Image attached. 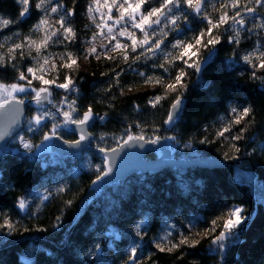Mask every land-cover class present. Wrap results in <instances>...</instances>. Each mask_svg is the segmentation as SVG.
Listing matches in <instances>:
<instances>
[{"label":"trees","instance_id":"trees-1","mask_svg":"<svg viewBox=\"0 0 264 264\" xmlns=\"http://www.w3.org/2000/svg\"><path fill=\"white\" fill-rule=\"evenodd\" d=\"M62 2L67 8L75 9V14L68 17V23L75 29L77 39L67 47L52 44L47 51L52 54L70 51L80 58L88 0ZM35 3L36 0H30L29 14L21 20L19 13L23 6L18 0H0V18L19 21L0 31V43L4 42L5 36L12 37L0 52L27 35L37 39L39 34L31 29L43 13L35 8ZM208 11L213 18L218 15L211 8ZM260 13H264V9L258 10L256 22L264 18ZM246 22L249 27L256 23L251 17ZM192 26L198 28L201 25L194 22ZM13 33L19 34L18 37ZM241 35L248 34L242 32ZM227 36L225 33L216 55L202 73L189 70L183 115L172 129H168L164 121L173 97L152 108L147 104V97L162 93L163 87L143 84L127 70L122 60L113 62L105 58L91 61L88 67L80 65L75 73L78 93H65L53 86L58 103L67 95L69 99H76L78 114L90 106L94 113L105 117L103 120L98 118L91 130L93 149L120 147L126 132L143 133L149 139L175 137L184 148L181 155L174 154L176 159L214 157L226 162V167L212 170L168 168L158 174L132 175L125 182L107 189L80 212L81 200L96 176L105 172V163L93 149L78 156H35L36 145L44 142L42 135L50 131L52 120L48 119L47 127H41L39 131H27L33 115L48 111L31 103L27 107L23 131L5 152L0 153V224L8 219L15 225L11 232L0 228V264H125L134 243L140 245L138 255L145 259V264H152V261L156 264H264V86L249 79V68L238 59L245 51L252 50L256 35L242 40L236 50L235 65L230 60L234 45L227 42ZM17 62L22 68L33 63L27 57L23 61L18 58ZM151 63H138L134 67L162 75V70L150 69ZM117 64L126 69L120 77L124 95H120L117 87L110 92L104 91L111 81L109 76L101 73ZM66 71L61 69L58 82H63ZM16 75L11 68L0 70V82H17ZM201 80L207 81V86H201ZM33 83L39 86V82ZM132 84L135 86L129 91L127 86ZM31 95L22 97L32 101ZM248 104L255 109L256 122L245 134V139L238 142L240 153L230 152L226 141L216 140L215 130L221 126L222 119L228 118L230 107ZM56 120L61 121L57 116ZM233 131L235 133V129ZM57 135L67 141L77 139V135L67 129ZM19 136L32 143L31 151L20 145ZM205 136L212 142L201 143ZM189 144L191 147L185 146ZM226 153L236 158H225ZM146 158L155 160L156 155L150 152ZM62 187L65 190L58 191ZM20 199L28 202L25 212L18 206ZM231 205L244 208V215L249 219L238 242L229 243L223 261L218 253L209 250L203 232L199 237L201 243L195 249L181 250L183 259H177L180 251L171 254L156 251L155 243L169 232L172 239H178L180 232L187 234L190 220L198 221L197 229L207 228L211 219ZM138 224L143 238L136 235ZM89 250L90 254L86 255ZM152 253H155L152 261H147L146 257Z\"/></svg>","mask_w":264,"mask_h":264},{"label":"snow or ice","instance_id":"snow-or-ice-1","mask_svg":"<svg viewBox=\"0 0 264 264\" xmlns=\"http://www.w3.org/2000/svg\"><path fill=\"white\" fill-rule=\"evenodd\" d=\"M18 3L23 6L19 13L22 20L29 14L30 0H18ZM35 8L43 13L31 29L39 34L37 39H33L32 35H27L20 42L8 44L6 51L0 52V70L11 68L17 73L15 77L17 82L11 84L0 82V110L12 113V123H15L21 114L20 106L25 105V98L19 97L18 93L27 95L30 90L31 100L39 105L43 101L52 103L50 100L52 86L63 89L65 93L79 92L75 77V73L79 70V57L70 51L60 54L47 51L52 44H65L67 47L68 43H75L76 31L68 23V17L75 14V9L67 8L62 0H36ZM209 8L218 13L215 18L209 13ZM259 9H264V0H215V2L212 0H89L86 12L89 21L95 25L97 31L93 32L88 41L91 46L86 48L84 59L94 56L99 60L101 55H104L109 61L122 60L127 70H131L143 84L163 87L162 93L147 97V104L152 108H157L162 101L170 96L173 97L169 104L167 119L164 121L165 124H172L182 114L184 93L188 90L189 70H194L197 74L204 71L205 66L216 55L217 46L221 45L225 33H228L227 42L234 45L232 57H230L232 65L236 64V50L240 47L242 40L250 39L253 34L256 35L252 50L245 51L238 59L249 68V79L259 81L264 86V74H262L264 73V42H262L264 41V18L250 27L247 26L245 19L246 16L255 17ZM113 10L116 15H113ZM54 15L55 22H53ZM260 16L264 17V13H260ZM17 22L19 21L0 18V31ZM194 22L201 26L194 28L192 26ZM137 31L140 33L139 36ZM242 32L248 35L242 36ZM173 34H175L173 40L166 43L169 36ZM13 35L18 37L19 34L13 33ZM98 36L107 41V43L100 44V49L103 51H98L95 44ZM119 37H125L126 40L121 41ZM11 39V36H5L4 42L0 43V49H3ZM109 52L118 53V55L111 56L107 54ZM57 55L61 61L59 65L55 63ZM26 57L33 63L22 68L17 62L18 58L23 61ZM158 60L160 62H157ZM149 61H152L150 69L162 70L163 74L157 75L155 71L138 70L134 67L138 63L148 65ZM61 69L67 71L64 73L63 82H58ZM125 71V68L117 64L108 72L101 73L102 76H109L111 81L110 86L104 91L110 92L113 87H117L120 89V95H124V86L121 85L120 77ZM52 73L56 75L47 78ZM34 81L39 82L38 87L34 86ZM207 84V81L201 80V86H207ZM134 86V84L128 85V90L131 91ZM54 107L56 113L38 112L30 118L27 129L29 132L47 127L43 123L46 118L52 120L50 131L42 135V142L57 136V129L63 125L69 131H79L78 139L64 141L70 147H78L90 136V133L85 131V126L96 118L101 120L105 118L94 113L90 106L82 114H78L76 99H69L67 95ZM136 107L139 108V105ZM57 113L63 117L62 121L56 120ZM255 122V109L251 104L230 107L228 118L222 119L221 126L215 130V138L226 141L230 152L240 153L238 142L245 139V134ZM69 125H75L76 129L68 128ZM5 135H8V127L0 132V139H3ZM18 139L26 151H31L33 145L29 140H26L24 136H19ZM159 139H161L159 136L149 139L143 133L126 132V139H123L120 147L137 141L155 144ZM166 139L174 140L175 137H166ZM200 142L207 144L212 141L205 136ZM185 146L191 147L190 144ZM36 147L39 148L40 145ZM100 151L105 152L106 149L100 148ZM111 151L115 152L116 149L113 148ZM225 158L235 159L236 157H229L226 153ZM110 171L109 167L108 172ZM108 172L97 175L92 183L96 184L103 176H107ZM64 190L63 187L58 189L61 192ZM47 198L45 195L44 199ZM67 203L70 204L71 201ZM18 206L20 209H25L26 200L20 199ZM244 211V208L239 205L226 206V210L211 219L208 227L204 229H197L198 221L190 220L187 234L180 232L178 239H172L169 232L167 236L158 240L154 247L160 253L171 254L180 251L181 255L177 259H183L184 254L181 250L183 248L195 249L201 243L199 237L203 232L204 239L209 242V250L218 253L220 261H223L227 244L238 242L239 234L244 230L249 219L244 215ZM59 219L57 217V220ZM0 228H7L11 232L15 229V225L10 220L4 219ZM140 228L141 225L138 224L136 235L143 238ZM24 230L28 231L27 228ZM96 247L99 248V245ZM139 250L140 245L134 243L128 252L125 264H145V259L138 255ZM90 252L91 250L86 255ZM153 255L155 253L148 255L146 260L152 261ZM152 264L156 262L152 261Z\"/></svg>","mask_w":264,"mask_h":264},{"label":"water","instance_id":"water-1","mask_svg":"<svg viewBox=\"0 0 264 264\" xmlns=\"http://www.w3.org/2000/svg\"><path fill=\"white\" fill-rule=\"evenodd\" d=\"M31 103L38 108L50 107L48 101H43L39 105H37L33 100L26 102L25 105L20 106L21 114L17 117L15 123L11 122L13 119L11 112L7 110H0V132H2L5 127H8V135H5L3 139H0V153L5 152L12 140L23 131L27 121V107ZM184 108L185 101L183 104L182 114L172 124H168V129L174 128L179 123L183 115ZM97 122L98 118L90 121L89 125L85 126V131L90 133V136L78 147H70L68 144L64 143L65 140H63L60 136L55 137L53 152L58 156H78L93 149L91 146V130ZM68 128L76 129V126L69 125ZM70 132L76 134L77 139L79 138L78 130ZM93 151L104 161L105 172H108L109 167L111 168V171L108 172L107 176H103L100 181H97L96 184L92 183L90 185L85 197L80 202V212H82L91 201H94L102 196L107 189L125 182L132 175L158 174L168 168H172L174 170L191 168L212 170L226 167V162L214 157H200L191 160L173 159L172 153L168 149V142L161 141L160 139L155 144L147 143L145 141H137L134 143L130 142L127 146L116 148L115 152H112L111 150L101 152L100 149H93ZM150 152L156 155L155 160H148L146 158V155Z\"/></svg>","mask_w":264,"mask_h":264},{"label":"rangeland","instance_id":"rangeland-1","mask_svg":"<svg viewBox=\"0 0 264 264\" xmlns=\"http://www.w3.org/2000/svg\"><path fill=\"white\" fill-rule=\"evenodd\" d=\"M88 4H89V0H88ZM88 6V5H87ZM102 11H106V9H102ZM113 15H116L115 13V10H113ZM251 19H254V21L256 22L258 19L256 17H253V16H246L245 19H248L250 18ZM84 20H85V23H86V29L84 31V36H83V40H82V46H83V55L79 58L78 60V65H83V66H86L88 67L89 64L91 63V61H96L97 59L94 57V56H89L88 59H84V55H85V50L87 47H90L91 45L88 43V41L91 39L92 35H93V32H96L97 29L95 28V25H93L89 19H88V15H87V12H85V15H84ZM97 21L99 22V15L97 14ZM53 22H55V15L53 16ZM137 35L139 36L140 33L137 31ZM170 37L168 38V41H166V43H168L170 41ZM119 39L121 41H125L126 38L125 37H119ZM128 43H130V41H127ZM101 43H107V41L104 40L103 37H100L98 36L96 41H95V44L97 46V49L98 51H103L102 49H100V44ZM108 55H111V56H116L118 55V53H112V52H109L107 53ZM100 59H105V56L104 55H101V58ZM99 59V60H100ZM55 63L57 65H59L61 63L60 59L58 56H56V59H55ZM191 70V69H190ZM55 73H52L50 76L48 77H52ZM47 77V78H48ZM34 86H35V83H33ZM148 87L152 86V85H147ZM28 94H32L31 91L29 90V93ZM19 97H22L26 94L24 93H18L17 94ZM50 100L52 101V103H49L50 104V107H44V108H47L48 111L50 112H53V113H56V108L54 107V105L58 104V100H57V97H56V92H55V89L51 88V97H50ZM61 101V100H60ZM26 102H29L28 100H25V103ZM65 107V105H64ZM56 116L62 121L63 120V117L60 116L58 113L56 114ZM48 121V119L46 118L45 121L43 122L44 124ZM66 128L62 125L60 128L57 129V132H60L61 130H65ZM68 130V129H67ZM58 136V135H57ZM57 136H53L52 139H50L49 141H44L40 147L37 149L36 153H35V156H42V155H46V156H49L50 158H53L55 153L53 152V149H54V139L55 137ZM161 141H167L168 142V149L171 151L172 153V158L173 159H176L175 157V153H178L181 155V153H183L184 151V148L180 146V144L176 141V139L174 140H169V139H166V138H162L160 139ZM182 157V156H181ZM182 160H185L184 158H180ZM187 160V159H186ZM44 199V198H43ZM44 201H46L44 199ZM27 202V201H26ZM27 205H28V202H27ZM22 211H26L27 210V207L25 209H21ZM135 231H137V229H135ZM140 231H141V228H140ZM230 243V242H229ZM229 243L227 244L226 248H225V252L227 251V248L229 246Z\"/></svg>","mask_w":264,"mask_h":264}]
</instances>
